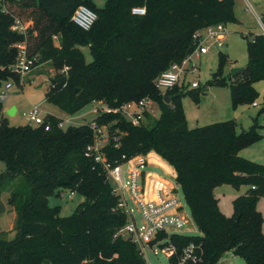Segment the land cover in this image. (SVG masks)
Masks as SVG:
<instances>
[{"label":"trees","instance_id":"trees-1","mask_svg":"<svg viewBox=\"0 0 264 264\" xmlns=\"http://www.w3.org/2000/svg\"><path fill=\"white\" fill-rule=\"evenodd\" d=\"M81 4L97 13L87 30L72 19ZM136 6H145L146 13L134 14ZM16 17L29 24L26 35L12 30ZM236 21L235 0H105L102 7L92 0H0V91L6 82L21 86L22 77L10 66L17 57L15 43L26 39L28 56L35 59L32 69L51 63L56 71L46 101L66 114L94 102L120 107L145 97L155 101L160 116L147 112L139 125L120 113L102 112L94 120L108 125L111 139L104 152L113 165L155 152L175 169L200 234L175 233L170 239L177 254L190 242L200 245L196 264H217L229 251L246 264H264V216L258 208L264 164L240 154L264 135L257 122L239 132L235 119L190 128L182 103L187 87L163 93L156 82L172 63L194 52L198 30ZM247 55V65L228 78V57L220 53L208 82L228 86L234 108L253 103L259 94L255 84L264 80L263 34L250 36ZM65 66L69 70L63 74ZM60 121L46 114L42 125H11L0 99V160L6 167L0 194L9 191L8 203L16 212L15 236L0 231V264H147L138 246L120 233L128 216L106 169L85 155L94 142L90 123L65 128ZM224 183L250 186L234 200L231 216L221 211L214 193ZM65 191L84 196L69 216L49 203V197Z\"/></svg>","mask_w":264,"mask_h":264},{"label":"rangeland","instance_id":"rangeland-1","mask_svg":"<svg viewBox=\"0 0 264 264\" xmlns=\"http://www.w3.org/2000/svg\"><path fill=\"white\" fill-rule=\"evenodd\" d=\"M96 5L104 6L105 0H93ZM235 12L237 21L227 23L228 34L224 40L223 46H218L213 42H207L211 46L207 54H195L192 57V64L197 66V70L190 71L185 76V83L187 93L182 98V103L185 109V114L190 128L204 126L213 122L223 121L231 118L235 119L237 123V130L239 132L248 130L256 122L260 124L259 132L264 135V113H260L264 102V80H260L255 84L258 91V96L253 103L240 104L234 108L231 99V91L228 86L208 85V82L213 78L214 73L219 66V55L223 53L228 57V63L225 66V76H231L233 68H244L248 62L247 42L252 34L261 32L259 18L263 19L264 15V0H235ZM87 61L92 60L91 53L88 48H83ZM56 74L55 69L51 63H44L34 67L28 74L21 78V86L14 84L7 90L8 98L3 101L5 109L15 106L17 108L16 115H10L7 112L6 117L9 123L14 126L25 125L28 123L24 113L28 112L32 106L40 105L43 109L44 116L53 112L57 114L60 119L74 118L72 123H65L64 127L71 124H78L81 122H90L96 118L97 114L93 111V107L99 105L93 103L85 106L75 115H69L61 111L57 106L46 101V90L50 85V80ZM199 82V87L196 89L192 87L193 81ZM206 88L205 93L199 92L200 88ZM189 91V92H188ZM199 92V100L196 99ZM256 103V105H254ZM155 117L160 116L159 107L155 106ZM240 154L249 159L264 164V136L254 144L245 147ZM5 164L0 160V174L5 170ZM124 179H129L127 175V165H124ZM147 170L159 169L154 167H147ZM174 181L177 194L184 211L191 219V224L180 230L184 235H199L198 230L191 210L185 200L181 187L177 184L175 179L167 177ZM114 184V182H112ZM250 186L242 184L236 187L232 184L224 183L218 185L215 190V196L219 201L221 211L227 216H231L234 212V200L249 190ZM9 191H3L0 194V231H6L8 238H13L16 234L14 230L16 212L12 205L8 203ZM84 201V196L80 193L70 195V191L63 192V195H53L49 197V203L52 206H60V214L62 216L71 215ZM134 207V205H132ZM135 208V207H134ZM138 219L139 213L135 211ZM144 258L149 264H172L168 257L159 252L155 255L150 247H145ZM217 264H246L245 260L240 256L235 255L232 251L227 252L224 257Z\"/></svg>","mask_w":264,"mask_h":264},{"label":"built area","instance_id":"built-area-1","mask_svg":"<svg viewBox=\"0 0 264 264\" xmlns=\"http://www.w3.org/2000/svg\"><path fill=\"white\" fill-rule=\"evenodd\" d=\"M132 12L143 15L146 13V7H133ZM72 19L78 26L87 30L92 27L97 19V13L87 5L81 4L75 10ZM259 22L260 34L264 35V22L261 18H259ZM226 25L225 23H218L198 30L194 35L197 44L194 52L181 63H172L163 71L157 79V88L165 93L166 90L176 85H186L184 79L187 73L197 70V66L192 64V57L195 54H207L211 49V46L207 44L208 41L223 46L228 34ZM28 26L29 24L16 17L12 24V30L26 35ZM54 37L57 38L56 35ZM15 47L17 48V57L10 69L23 77L32 70L35 59L28 56L26 39L15 43ZM68 70L69 67L65 66L61 73L66 74ZM191 85L193 88H197L199 82L195 80ZM12 86L11 82L4 84L0 91L2 101L8 98L7 90ZM96 103L99 104L93 109L96 114L102 112L120 113L134 125H139L147 112L154 116L156 112V103L150 97L142 98L139 101H129L120 107H111L101 102ZM43 113L40 105H34L28 112L24 113V116L28 123L42 125L45 121ZM73 121L71 118L61 119L59 126L64 127L65 123H72ZM89 123L94 132V142L86 147L85 155L102 163L108 177L114 182V192L120 196L119 207L128 216L126 224L120 230L121 235L130 238L138 246L143 256L145 254L144 249L148 246L155 255L161 252L168 257L169 261L175 257L174 264H196L200 259V245L190 242L177 254V246L170 239L172 234L180 233L181 229L191 224V219L184 211L178 197L176 186H170L164 179H157L151 188V193L154 195H151L148 184L150 178V171L147 170L148 155H138L124 163L113 165L107 160L104 152V147L111 139L108 125H99L94 119ZM45 128L49 129V124ZM114 139L118 140V136H115ZM124 165H127L126 173L129 177L126 181L124 179ZM74 194V191H70L71 196ZM135 211H138L140 219L137 218ZM146 262L149 264L147 260Z\"/></svg>","mask_w":264,"mask_h":264},{"label":"crops","instance_id":"crops-1","mask_svg":"<svg viewBox=\"0 0 264 264\" xmlns=\"http://www.w3.org/2000/svg\"><path fill=\"white\" fill-rule=\"evenodd\" d=\"M98 7H101V6H98ZM94 103H96V102H94ZM13 107H15V106H12V107H9V108L5 109V112H7V110H9V109H12ZM16 114H17V108L15 107V111L13 112V114H10V115H16ZM47 114H53V115H56L58 117V115L54 114L53 112H49ZM229 117H231V118H223V119H232L233 116H229ZM69 118L74 120V118H72V117H69ZM82 123H85V122H81V123H78V124H82ZM147 155H148V160H149L148 163H147V167H154L156 169H159V171H160V172H157L155 170H149L150 171V178L148 179V184L150 186V193H151V190H152L151 188L153 187V183L157 179H164L165 181L168 182V184L170 186H176L174 181H172V180L167 178V177H170L172 179L176 178L175 169L168 162H166L161 156L156 154L155 152H150ZM244 157H246V156H244ZM246 158H248V157H246ZM151 195H154V193H151ZM258 208H259V210L262 212V214L264 216V196L260 198L259 203H258ZM263 230H264V224H263Z\"/></svg>","mask_w":264,"mask_h":264},{"label":"water","instance_id":"water-1","mask_svg":"<svg viewBox=\"0 0 264 264\" xmlns=\"http://www.w3.org/2000/svg\"><path fill=\"white\" fill-rule=\"evenodd\" d=\"M242 69H243V68H233L232 71H231V75H232V76H235L236 74H238L239 72H241ZM66 78H67L66 75L62 76V77L58 80V82H59V83H63V82L66 80ZM169 101H170L169 98H167V102H169ZM14 111H15V107H13L12 109L7 110V113H8V114H13Z\"/></svg>","mask_w":264,"mask_h":264}]
</instances>
